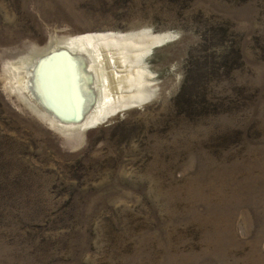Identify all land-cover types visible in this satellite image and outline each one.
Segmentation results:
<instances>
[{
  "label": "rangeland",
  "instance_id": "1",
  "mask_svg": "<svg viewBox=\"0 0 264 264\" xmlns=\"http://www.w3.org/2000/svg\"><path fill=\"white\" fill-rule=\"evenodd\" d=\"M84 40L69 126L15 69ZM0 264H264V0H0Z\"/></svg>",
  "mask_w": 264,
  "mask_h": 264
},
{
  "label": "bare ground",
  "instance_id": "2",
  "mask_svg": "<svg viewBox=\"0 0 264 264\" xmlns=\"http://www.w3.org/2000/svg\"><path fill=\"white\" fill-rule=\"evenodd\" d=\"M116 55L105 49H96L94 45L84 40L66 46H59L58 50L55 49L39 56L36 60H24L23 65L17 66L15 70L17 73L24 72L22 82L25 87L29 88L34 96L37 94L38 100L43 102L60 120L62 118L58 115L70 112V115L72 114V116L78 118L80 109L86 111L87 108L91 107L88 113V116L90 114L91 117L89 121H94L101 116L108 105H111L114 101L117 102L119 96L117 95V87L114 88V80L108 81L109 79H107L106 81L102 78L100 81L98 79L99 85L98 82L91 83V89L89 80L95 74L97 77L100 74L104 76L106 73L105 61H108L110 65L112 63L119 64ZM89 59L93 60V64L89 62ZM87 61L89 64H87ZM114 73L117 74L116 71ZM32 88L35 89L36 93ZM97 91L100 94H106V98L100 99L98 95L99 99L97 100ZM65 121L66 125L70 126L82 123L83 120Z\"/></svg>",
  "mask_w": 264,
  "mask_h": 264
},
{
  "label": "water",
  "instance_id": "3",
  "mask_svg": "<svg viewBox=\"0 0 264 264\" xmlns=\"http://www.w3.org/2000/svg\"><path fill=\"white\" fill-rule=\"evenodd\" d=\"M86 112H87V110L86 111H82L81 109L79 110V117L77 118H75L74 116H72V114L70 115V112H68V113H65L64 115H61L65 120H67V119H70V120H76V121H81L82 120V118H83V116L86 114Z\"/></svg>",
  "mask_w": 264,
  "mask_h": 264
}]
</instances>
